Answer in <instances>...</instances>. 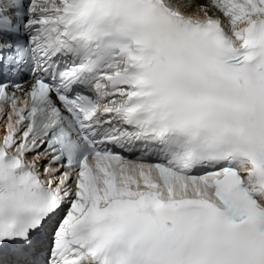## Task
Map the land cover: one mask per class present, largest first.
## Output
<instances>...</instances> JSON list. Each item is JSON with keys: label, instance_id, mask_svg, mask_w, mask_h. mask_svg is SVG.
<instances>
[{"label": "snow or ice", "instance_id": "6c2138e0", "mask_svg": "<svg viewBox=\"0 0 264 264\" xmlns=\"http://www.w3.org/2000/svg\"><path fill=\"white\" fill-rule=\"evenodd\" d=\"M0 264H264V0H0Z\"/></svg>", "mask_w": 264, "mask_h": 264}]
</instances>
